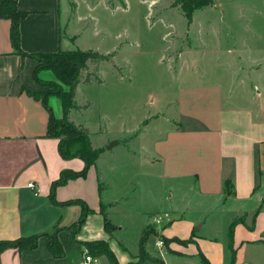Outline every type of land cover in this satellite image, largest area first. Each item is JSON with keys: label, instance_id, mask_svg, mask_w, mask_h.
Wrapping results in <instances>:
<instances>
[{"label": "crops", "instance_id": "0c3cea01", "mask_svg": "<svg viewBox=\"0 0 264 264\" xmlns=\"http://www.w3.org/2000/svg\"><path fill=\"white\" fill-rule=\"evenodd\" d=\"M16 8L23 14L18 21L22 54L10 42L11 19L0 17V242L38 238L34 249H4L0 264H80L86 242L104 243L117 264L136 263L140 236L149 227L154 233L147 240L155 246L158 233L165 245L153 252L146 240L149 260L142 264H195L198 254L210 264H264V44L251 36L236 41L222 86L183 91L177 120L167 122L170 128L152 150L125 154L139 161L138 175L130 171L128 182L138 181L139 200L146 205L138 214H148L129 251L120 240L123 227L108 215L127 200L117 197L107 174L111 165L101 167L111 155L108 149L85 176L56 186L51 197L60 175L81 172L85 162L77 155L80 143L65 146L63 157L59 140L46 135L50 111L59 119L63 110L55 96L46 106L32 96L38 88L33 55L84 52L78 46L85 28L79 6L73 0H17ZM37 78L55 79L49 70L38 71ZM73 113L68 120L75 125ZM30 183L35 191L27 188ZM69 201L90 211L74 238L69 228L83 208L66 205ZM104 215L115 227L111 233L104 229ZM154 218L160 220L156 226ZM210 227L219 228L220 235L206 233ZM52 235L63 250L60 258L48 250ZM91 256L96 264H110L104 255Z\"/></svg>", "mask_w": 264, "mask_h": 264}, {"label": "rangeland", "instance_id": "374dc122", "mask_svg": "<svg viewBox=\"0 0 264 264\" xmlns=\"http://www.w3.org/2000/svg\"><path fill=\"white\" fill-rule=\"evenodd\" d=\"M73 1L85 27L78 46L108 60L87 62V71L82 72L76 87L74 100L79 109L73 110L71 119L88 132L90 161L95 162L93 158L105 152L110 143H117L101 167L111 165L112 173L107 174L117 197L127 198L108 215L113 224L123 227L120 240L131 251L148 214H138L146 208L139 200L138 181L128 182L130 171L138 175L139 161L135 164L125 154L152 150L170 128L167 122L177 120V100L183 91L194 86H222L236 41L251 36L259 39L260 46L264 44V0H212L211 5L192 14L190 23L179 7L171 6L172 0ZM69 4L73 10L72 1ZM39 58L37 65L51 57ZM86 76L91 81L85 84ZM46 82L54 86H38V92L66 90L56 78ZM206 231L220 235L216 227ZM157 240L165 245L158 233ZM147 246L154 252L152 238ZM172 264L184 263L174 260Z\"/></svg>", "mask_w": 264, "mask_h": 264}, {"label": "trees", "instance_id": "16d2710c", "mask_svg": "<svg viewBox=\"0 0 264 264\" xmlns=\"http://www.w3.org/2000/svg\"><path fill=\"white\" fill-rule=\"evenodd\" d=\"M17 0H0V17L11 19V29H10V42L13 49L22 54L19 48V32H18V21L23 16L22 13L18 12L16 8ZM212 4V0H172V7H179L183 16L187 19L190 23L192 14L200 10L206 6ZM39 56L41 57H51L49 60H46L41 65H37L34 71V79L39 87L43 88H50L54 85L52 83L41 81L37 78V72L40 70H49L53 73L54 77L64 85L66 90L58 88V90H54L53 92L46 91V92H32V96L38 100H41L43 104L46 106V100L50 96H55L60 99L62 104V119L57 120L53 117L50 111V118L47 127L46 135L51 138H56L59 140V152L63 157H66L64 147L70 143H81L82 147L78 151L77 154L81 157L85 162V167L81 172L75 173L66 171L60 175L58 181L54 182L51 188V197L53 190L56 186L62 185L66 183L70 179L83 177L86 174L88 168L94 163L89 160V155H91V150L89 149V135L86 129L82 127H74L73 123H68V114L71 110H78L79 107L75 104V93L76 87L81 82L82 72L87 71V62L91 60H108L107 56H102L97 53L93 52H82L79 50L76 51H58L53 54H40V55H33V57L37 60H40ZM89 76H86L84 79V83H89L91 81ZM94 77V76H93ZM94 79H96L94 77ZM93 79V80H94ZM61 136H65V138L60 139ZM101 152V151H100ZM97 153L93 154V157L97 156ZM92 156V155H91ZM94 161L96 157L93 158ZM80 204L83 208L82 214L78 221L69 228L70 232L73 235L80 230L81 226L84 224L86 216L90 213V211L86 208L85 204L80 201H69L66 202V205L70 204ZM235 222V220H234ZM104 229L111 233L115 227L110 223L107 217L104 215ZM233 229V224L228 231V235L231 237ZM154 233L153 228H147L145 231L142 232L139 243H138V260L135 264H142L145 261L149 260L148 255L144 250V244L147 238ZM37 236L19 239L13 242H0V253L9 247L17 248V249H34L36 247ZM162 238V237H161ZM84 248L87 249L89 255H93L95 257L98 256H106L110 262V264H117L113 259L112 254L106 248L104 243L101 242H86L81 243ZM48 250L52 257L60 258L63 256V250L60 247L59 243L57 242L54 235L50 236V242L48 246ZM198 260L200 264H210L202 255L198 254Z\"/></svg>", "mask_w": 264, "mask_h": 264}, {"label": "built area", "instance_id": "2783aa9c", "mask_svg": "<svg viewBox=\"0 0 264 264\" xmlns=\"http://www.w3.org/2000/svg\"><path fill=\"white\" fill-rule=\"evenodd\" d=\"M27 188L35 191V187H34L33 183L28 184ZM159 221L160 220H158L157 218L153 219V222H155V223H159ZM155 247H156L157 251L160 252V250L164 247L162 240H157L155 242ZM96 262H97L96 259L93 258L91 255H89L87 249L83 247L80 264H96Z\"/></svg>", "mask_w": 264, "mask_h": 264}, {"label": "water", "instance_id": "95a60500", "mask_svg": "<svg viewBox=\"0 0 264 264\" xmlns=\"http://www.w3.org/2000/svg\"><path fill=\"white\" fill-rule=\"evenodd\" d=\"M115 144H116V142H112V143H110L106 148H107L108 150H110Z\"/></svg>", "mask_w": 264, "mask_h": 264}]
</instances>
